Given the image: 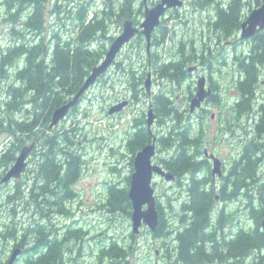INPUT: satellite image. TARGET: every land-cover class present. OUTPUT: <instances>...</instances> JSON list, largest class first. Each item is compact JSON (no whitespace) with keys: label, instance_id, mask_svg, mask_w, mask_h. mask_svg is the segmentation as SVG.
<instances>
[{"label":"trees","instance_id":"obj_1","mask_svg":"<svg viewBox=\"0 0 264 264\" xmlns=\"http://www.w3.org/2000/svg\"><path fill=\"white\" fill-rule=\"evenodd\" d=\"M198 1L200 7L206 6L205 3L207 1L208 5L211 4V0ZM44 2H49L52 6L51 10L57 11L58 15H61L63 11L67 12L63 13L65 17L62 22L65 26L64 28L62 27V31L68 33L67 39L64 40L68 42L67 53L64 50H61L62 46H58L52 54L49 51V43H47V50H44L46 45L45 38L53 39L57 42L63 41L62 35L54 30L59 26V19H61V16H59V19L55 18L57 22L56 26L48 24L49 20L44 16L45 11L47 10V8H44ZM61 2H65L66 4L73 3L76 5V11L63 9ZM3 3H5L9 9V16L6 17V20H9L12 23L11 31L16 34V37L9 42L10 49L7 48L8 43L7 46H0V73H2L0 74V77H6L11 69H13L11 71L13 72L12 75L16 79H21L22 84L26 86V89L12 87L10 93H12L14 89V93L16 95L18 94L19 101L21 100L22 103L30 96L32 111V119L29 127L18 128L17 122H13L15 126L6 127V131H12L17 135V145H24L23 142H25L26 137L31 133L35 132L29 136V138H32V141L33 139L35 140L36 136L42 134L50 122L53 110L68 101V94L71 95L72 93L74 94L77 92L85 78L91 72L92 67L100 62L106 52V46L104 45V47L99 50V48L95 47L96 44L94 43H99L102 36L107 33L110 21L113 20V16L116 15V21L119 22V25L125 19H133L134 22L138 24L140 23V20L136 14H144L143 2L139 5V0H103V5L101 6L102 9L96 8L91 17H89V11L93 8L91 0H4ZM28 4H31V9L26 16L23 26L34 32V38H27L26 40L24 38L27 37L26 34L22 37L17 32L18 30L20 33H24V31L19 30L15 24L17 22V13L13 10V7L17 5V7L21 9L25 8ZM236 4L234 6V3L232 2L226 9L218 5L216 8L217 15L214 24L218 25L222 23L224 29L227 30L239 29L241 26L240 21L242 13L240 6H237ZM229 23L231 24L227 27ZM59 30L61 29L59 28ZM161 33L162 35H165L164 29H162ZM224 35L228 34L224 33ZM40 36H42V40ZM113 39L114 36H111L110 40ZM145 43L143 35H138L134 38L129 44L130 50L127 52L126 58L124 59L125 67L123 68V73L127 75L129 85L132 88L131 91L137 98L138 95H141V97L143 95L149 96L143 87L144 78L146 77L149 66V60L148 62H142L141 68L139 67V60H137V57H142ZM153 45H155V33ZM251 56L264 58V37L256 40ZM182 57H188V55L185 54L184 49H182ZM156 59L160 64L158 67L159 77L164 80H170L171 75L174 73L172 65L178 64L181 60L175 61L173 57L163 58L159 53H155L154 51L152 52L151 58L153 74H155ZM164 62L167 63L164 64ZM47 65H50L51 68H48ZM242 66H246L249 70L247 72V80L246 82L242 81L241 88L246 90L254 89L256 87V84L254 83L258 80L259 73L257 70L250 68L249 65L243 64ZM248 80L254 83H251L252 85L248 84ZM56 88H60L58 93H56ZM28 90L31 92H27ZM44 105L47 107L48 119L40 126V123H35V121L39 118V112ZM155 108L160 118L162 116L172 117L173 113L177 114V108L174 101L170 99L167 92L163 90L155 95ZM75 111H77V106L72 108V111L70 112ZM246 111V108H242L241 114ZM34 117H36V119L33 120ZM134 122V131L129 135V139L135 145V151L138 152L143 146L151 141V135L148 132L149 130L143 117L138 116L134 119ZM183 122V119H177V123L173 125L172 128H169L167 132L160 134L158 138V144L161 143L166 149H174L175 152L169 158H160L159 163L175 173L181 181V184L184 181L183 178L186 172H194L191 170L192 167L189 166V160L186 157L185 149V141L189 127ZM37 125H39V128L35 129ZM0 131L2 132V129H0ZM69 132V130H66L62 133L57 132V134H46L44 141L42 140L39 145L40 148L37 150V147L33 151V153L37 154L42 153L43 160L39 163L38 168L35 171L36 174L34 173L39 182L30 187V196H27L26 191L24 193V190L21 188V180L16 181V191H14V189V192H9L7 195V201L10 202V204L7 203L8 205H11L13 201L15 203L19 198L23 203L22 206L26 205V207L30 208V211L31 208H33L31 213L35 215L28 227L24 228L22 233L23 237H29L35 244L31 249L32 254H30V257L35 259L31 263L26 262V264H41L40 250L43 248V240L51 233L45 226V221L42 220V216L45 215L44 197L47 195L45 193L44 185L47 183L51 184V186L72 185L75 180L81 176L83 171V155L78 151L66 150L63 147V144L74 145V141L71 139ZM41 146H46V149H42ZM16 150L17 147L7 150L5 153H1L0 169L8 167L13 162ZM56 153L60 154L61 162L58 165L53 162ZM252 156L255 159V155L252 154ZM250 160L251 159L246 160L245 166L241 164V168L246 170L254 168L256 170L258 168V161L255 160L254 165H251L252 161ZM1 177L2 171H0V179ZM128 182H131V177L128 178ZM108 186V195L104 201V208L107 209L110 218L112 220L117 219L119 216L130 218L133 212V206L129 198V188H121L115 182H110ZM257 191L260 203L259 206H256V209H254V218L257 226L255 231L249 233L241 229L236 238L227 243V249L223 248L218 255L205 248L206 242H203V245L196 246L192 253L189 251V244L194 242L197 237L201 236L197 227L205 225L210 218L209 212H204L202 210V205H198L193 209L196 212L193 227L182 232L179 237V264H208L210 261L217 262V260L220 261L221 264H225L229 260L231 262L235 260L238 264H264V232L259 229L261 219L264 217V185L258 184ZM16 192L19 195L17 194V196H15ZM48 192L51 193L48 197L51 200L53 207L55 201L60 199L59 190L52 189V191ZM61 192L65 197L72 195V192L68 189H63ZM183 205L182 211H184ZM54 209L56 210L57 208ZM160 224V228L155 235L166 236V231L163 232L165 224L163 216H161ZM15 231V226L6 223L3 230L4 233H14ZM202 234L204 235V233ZM136 238L137 236L131 232L127 236H122L121 239L112 236L111 242L105 246L106 250L109 249L111 259L116 257L115 253L119 258L136 255L139 250L136 246ZM214 242L216 243L215 238ZM215 247L216 245L213 246L212 249ZM106 252L108 254V251ZM103 255H105V251H103ZM258 257L261 259L256 261V258Z\"/></svg>","mask_w":264,"mask_h":264},{"label":"flooded vegetation","instance_id":"obj_2","mask_svg":"<svg viewBox=\"0 0 264 264\" xmlns=\"http://www.w3.org/2000/svg\"><path fill=\"white\" fill-rule=\"evenodd\" d=\"M159 1L160 0H156L155 4ZM232 2L234 3V6L236 3V5L239 6V0H229V2H227V0H219L217 2V6L219 5L220 7L226 9ZM263 3L264 0H256V2L254 1V3H251V0H248V11H246L245 13L250 14L254 9L260 7ZM240 4H242V2H240ZM205 5H208V1L205 3ZM181 9L182 6L169 8L166 14L161 18L160 25L156 27L155 34L157 31L159 33L160 27L164 24V22H168L169 19L167 18L172 16L173 13L175 15H180ZM240 9L242 11V21L239 32L234 31V33H232L227 29H224L222 23L218 25L214 24L217 12L213 17L211 16L209 18L208 22L205 20L204 25H202V23L200 22L197 29L202 33L201 36H204L205 32H203V30L205 31L206 28H208L209 30L213 29V35L210 34L208 36V40H202L204 44L202 49L199 50L197 46H194L192 50L189 49L188 52H185V54L188 55L187 58L178 56L173 57L175 61H181L178 64L172 65L174 73L173 75H171V79H168L170 81L167 82L169 83L168 86L164 87L167 89L164 91L167 92V95L170 96L171 92L168 91L170 86H178L181 84V82L188 84L187 87L189 91V101L185 107V110L182 111V116L185 118L187 126L189 127L188 135L185 141L186 157L189 160V166L192 167L191 170L194 171L186 172L183 178V180H185V185L187 186V196L186 199H183L182 201V203L184 204L183 212L185 214L184 216H178L180 222L175 223L174 221L176 219V216L178 215V212L174 211V217L172 219L173 223H169L168 225V232L174 235V241H177L178 243L177 258L175 259V257L171 255V259L168 264H179V237L182 232H185L187 229L193 227L195 219L194 216L196 214L195 210L193 209H195L198 205H202L201 208L204 212H209L210 218L209 221L205 223V225L197 227V230L199 232L200 230H202V232H204V235L200 233L201 236L197 237L194 242L189 244V251L191 253L194 251L196 246L203 245V242H206L205 248L208 251H211L214 254L218 255L223 250V248L227 249V243L234 240L241 229L249 233H253L255 231L254 209H256L257 206L256 200L258 196L256 187L258 184L264 185V177L261 176V170H263L264 175V88H261L264 87V78L262 79V85L256 84V87L254 89H242L241 83L242 81L246 82L247 72L249 70V68H247L246 66H242L243 64L249 65L250 68L257 70L260 76L264 75V58L251 56L256 40L258 38L264 37V30L258 31L251 38L241 39L242 23L249 16L244 15V9L242 6H240ZM163 29L165 31V35H162V37L165 40L170 35L168 24L167 27L165 26L163 27ZM172 31L174 34H176L175 29H173ZM224 33H227L228 35H224ZM40 37L42 40V36ZM223 38L225 39L223 40ZM155 39H157L156 35ZM249 41H251L252 43L250 51H248V49H243L241 53L238 54L237 48ZM213 43H217V48L218 46H221L219 51L216 52L217 48H213ZM9 44L10 43H8L7 48L10 49L11 47L9 46ZM58 46H62L61 50H64L66 53L68 52L67 41L50 43L49 51L52 53L57 49ZM47 48L48 45L46 44L44 50L46 51ZM223 49H226L227 51L231 50L233 57H228V55L224 56L222 53ZM166 63L167 62H164V64ZM159 65L160 64L156 59L155 79L156 76L158 77ZM47 67L51 68L50 65H47ZM12 73L13 72L9 73L3 79H0V129H2V132L0 131V157L2 152L5 153L7 150L13 149L15 147H17V150L15 151V159L13 160V162L8 167H3L0 169V171H2V175H4L15 163L23 146L31 144L34 141L33 139V141L31 140V143H29V141H26L24 145H17V135H15L12 131H6V127L15 126L13 122H17L18 128L29 127L32 119L30 96L25 100V102L22 103L21 100L19 101V96H17L18 94L16 95L14 93V89L12 93H10L12 87L26 89V86L22 84V80L16 79L12 75ZM106 73L101 75L92 87L98 86L105 78ZM229 76H231V78H229ZM201 77L205 78V87L211 88L213 93L210 97L206 98L202 102L200 107L196 108L192 112L190 109V104L192 99L198 92V82ZM92 87L81 98V102L77 105V110L86 99V96L92 89ZM59 91L60 88H56V93H58ZM27 92L31 91L28 90ZM157 92L153 93L152 87L153 98L150 104H152L154 113H156L157 118H159L157 110L155 108V95L157 94ZM74 94H68L67 96L69 98L67 100L71 99ZM124 99L129 98H116V100L112 102L110 107L116 103L123 101ZM170 99H172L171 96ZM129 101L130 104L133 102L132 99H130ZM213 105L219 107L217 109L218 112H211V109H214ZM243 107L246 108L247 111L241 114ZM243 114H246L247 116V119L245 120L246 125H243ZM52 116L53 112L51 113L49 124L52 121ZM142 117H144L147 126V116L144 115ZM34 119H36V117H34L33 120ZM47 119V107L46 105H44L41 108L39 112V118L36 119L35 123L39 122L41 126L47 121ZM58 125L54 128H57ZM48 126L45 128L42 134L36 136L35 140L39 138L36 148H39V145L41 144L42 140L44 141L46 134L52 133V130L54 128L47 130ZM245 126L247 127L246 129H248L249 127L252 129V131L244 129L243 133L250 136L253 133V136L251 137V139L247 138L248 140L246 139L247 141L245 140V142L243 143L244 147L240 156L239 133L241 127ZM38 128L39 125L35 127V129ZM3 134L7 135L8 140L6 136H2ZM224 144L230 145V154L224 152L227 158L220 152H223L222 146ZM41 148L45 150L46 146H41ZM64 148L66 150H75L74 147L71 148V145H66V147ZM216 148H220V151H218ZM252 154L255 155V159L253 158ZM213 156L221 159L220 171L216 173L213 172ZM32 157L33 156L31 155L28 160V168L26 172L32 170L30 163ZM228 159H231V161L228 162ZM247 159H251V165H254L255 160H257L258 168L256 170L254 168L249 170L242 169L241 164L245 166V162ZM53 162L57 165L60 164V154H55ZM156 177H158V175H155V178ZM173 182L181 184V181L178 179L177 175L176 180H174ZM2 185L3 184H0V187ZM44 187L45 193L47 194L44 197L46 209L44 215V224L51 233L43 240V248L40 250L41 264H129V261H131V264H133V258L138 257L137 254L133 257L125 258H119L118 255H116V258H119L118 260L113 261L114 263H112V261L107 263V258H109L110 256L109 249L106 250L103 245L98 251V262H96L95 259L91 258L93 254L88 250H84L83 244L80 243V241L83 240L84 237H79L78 235V231L81 230V233L83 234L82 229L85 228H82V226L79 225L81 219L77 217L74 213V210H72L73 206L72 208L68 206L70 204H74L75 199L73 198V194L77 191L76 189H74V184L67 186H51V184L47 183L46 185H44ZM52 189L59 190L60 196V199L55 201V205H53V207L52 202L48 197V195L51 194L48 191H52ZM63 189L70 190L72 192V195L66 196V198H64L65 196H63L61 192V190ZM158 203L161 204V202L159 201ZM17 204H20V206H22L23 203L22 201H20ZM172 207L175 208L174 205H172ZM54 208L57 209L55 210ZM213 212H215V215H213ZM90 213L91 212H86L84 216H88L90 215ZM54 215H56V217L58 218L56 223L52 224L56 225L55 230L51 228L52 225L48 224L49 219L54 223L55 219H52ZM243 215L247 216V222H253L252 227L248 228L245 227V225L241 224V216ZM59 216H65L67 219L69 218V221L71 220V218H73V222L69 223V221L67 222L66 220L65 223H61L59 221ZM63 225H65L66 227L70 226L69 230L73 228V232L69 233V230L68 232H58V229L61 230ZM214 238L216 240V243L214 242ZM23 243L24 241L22 240V242L18 243V246L23 247ZM215 245L216 247L212 249ZM16 246L12 248L11 251H8L6 258L4 257L5 252H0V264L9 263V260L12 257L14 251L18 249L16 248ZM102 251H105V257L103 258V260H100L99 256L102 255ZM106 251H108V254ZM26 254L27 256H30L29 250L22 249V253L15 259L14 264H21L20 262L22 260V255L24 257ZM26 261L27 260L25 258L24 263ZM208 264L218 263L210 261Z\"/></svg>","mask_w":264,"mask_h":264},{"label":"rangeland","instance_id":"obj_3","mask_svg":"<svg viewBox=\"0 0 264 264\" xmlns=\"http://www.w3.org/2000/svg\"><path fill=\"white\" fill-rule=\"evenodd\" d=\"M91 1L93 4V8L89 11V17L93 15L96 8L102 9L101 6L103 5V0H91ZM155 1L156 0H139V5L140 3L143 2V9H144L145 4H147L148 6H153L155 4ZM184 1L185 3L184 5H182V9L180 10V15L177 14L175 15L173 13L172 16L167 18L169 19L168 22H164V24L160 27L162 31L163 27L165 26L167 27L168 24L170 29V35L164 40L161 31H159V33L157 31L155 34L157 39H155V45H153L154 33H155L154 31L152 37V46H151L150 55H148L147 53L146 43H145L142 57L141 58L137 57V60H139L140 68L142 67V62L143 63L148 62V60L152 58V52L154 51L155 53H159V55H161L163 58L166 57L169 58L174 56L182 57V49H184L185 52H188L189 49L192 50L194 46H197V48L200 50L203 48L204 45L202 40L203 41L208 40V36L210 34L213 35V29L209 30L208 28H206L205 31L203 30V32H205L204 36H201L202 33L198 31L197 28L200 22L202 23V25H204L205 20L208 22L209 18L211 16L213 17L216 14L217 2L219 0H211V4L213 3L214 5L209 4L210 6L206 5L203 7L199 6L198 0H184ZM247 1L248 0H239V6L243 7L244 15L249 16L250 15L249 13L248 14L245 13L246 11H248ZM254 1L256 2V0H251V3H254ZM3 2L4 0H0V46L1 45L7 46V43H9L11 40H14L16 34L11 31L12 23L9 20H6V17L9 16V9L7 8L6 4ZM227 2H229V0H227ZM240 2H242V4H240ZM61 5L63 9L76 11L75 9L76 5H74L73 3L66 4L65 2H61ZM51 7L52 6L49 2H46L44 4V8H47V10L44 13V16H46L47 19L49 20L48 24L52 26H56L57 24L55 18L59 19V16H61L60 17L61 19H59L60 24L54 30H56V32L62 35L63 38L62 40L64 41L65 39H67L68 33L66 31H62V27L63 28L65 27L62 24V22L64 21V17H65L63 13H67V12L63 11L61 15H58V12L51 10ZM30 9H31V4H28L25 8H21V9L18 8L17 5L13 7V10L17 13V22L15 24L17 25L19 30L24 31V33H20L18 30L17 32L22 37H24V34H26L27 37H24L26 40L27 38L28 39L34 38V32L29 30L27 27L23 26L26 20V16ZM136 16L139 18L140 21L143 20L144 18L143 13L136 14ZM116 18H117L116 15L113 16V20L110 21L109 30L104 36H102L101 41L99 43H94L96 44L95 47L99 48V50H101L102 47H104L105 45L107 52L111 43L120 34L122 30V23H120L119 25V22L116 21ZM230 24L231 23H229L227 27ZM59 28L61 30H59ZM173 29L176 30V34L173 33L172 31ZM228 31L234 33V31L239 32L240 30L236 28ZM111 36H114L113 40H110ZM224 39L225 38H223V40ZM45 40H46L45 44L49 43V45L50 43L57 42L54 41L53 39H48V38L47 39L45 38ZM129 44L130 43H128L119 53L116 62L107 71L106 76L102 80V82L98 86L92 87V89L87 94L86 99L79 106L78 110L76 112H71L68 115V117L58 125L57 128H54L52 130V133L55 134H57V132L62 133L65 132L66 130H69L70 137L74 141V145H71V148L74 147L75 150H78V152H80L83 155V163H84L83 171L81 176L77 178L74 182V186H75L74 189L77 190L73 194V198L75 199L74 204L73 205L70 204L68 206L70 208H72L73 206L72 210H74L76 216L81 219L79 225L82 226V228L84 227L85 229H82L83 234L81 233V230L78 231L79 237L82 236L84 237L83 240L80 241V243L83 244L84 250H88L93 254L91 258L95 259L96 262H98V251L100 247L102 245L104 247L107 246L111 242L112 236L121 239L122 236L124 235L127 236L130 232L132 233L131 217L124 218L119 216L117 219L112 220L110 218V215L108 214L107 209L104 208L105 207L104 201L106 200L108 195V189H109L108 184L110 182L117 183L121 188L123 187L130 188L131 182H128V178L129 177L132 178V173L134 172V158L137 154V151H135V145L130 141L129 135L131 134V132L134 131V123H135L134 119L137 118L138 116L140 117L144 115L147 116V112L149 110L148 108L150 107L149 104L150 102H152V98H153L152 97L153 95H149V94H148L149 96L143 95L142 97L141 95H138V98L136 96H133L134 94L131 91L132 88L129 85V79L127 78V75L123 73L124 71L123 68L125 67L124 59L126 58L127 52H129L130 50ZM183 44H184V48H183ZM212 46L214 49H216L217 43H213ZM251 46H252L251 41L242 44V46H239L237 48L238 54H240L243 49H248V51H250ZM220 48L221 46H218L216 52L219 51ZM222 53L224 56L228 55V57H231L233 55L231 53V50L227 51L226 49H223ZM105 54L103 55L101 60L105 57ZM12 70L13 69H11V71ZM3 78L4 77H0V79ZM229 78H231V76H229ZM263 78L264 75L260 76L259 74L256 83L250 80H248L247 83L262 85ZM167 82L170 81L168 79L166 80L161 79L159 75L158 77L156 76L155 79V74H152L153 93L157 91L159 92L161 90L163 91L167 90L166 88H164L168 86L169 83ZM187 86L188 84L184 82H181L180 85L175 87L170 86L168 91L171 92L170 96L176 105L177 114L173 113L172 117L162 116L160 118L158 116L159 118H157L154 124L155 126H153V130L155 128V133L158 136H160V134L162 133L167 132L169 128H172V126L177 123V119H183L184 120L183 123L187 124L185 118L182 116V111L185 110V107L189 101V91ZM143 87H144V83H143ZM119 97L129 98V100L132 99L133 102L131 104L129 103V105L125 107L121 112L109 114L110 105L112 104V102L116 100V98ZM213 106L214 109H211V112L212 111L218 112L217 109L219 107H216V105ZM246 119H247L246 114H243V120H242L244 122L243 125H246L245 124ZM213 128H214V124H213ZM246 128H247L246 126L241 127L239 133L240 156L242 154V149L244 147L243 143L247 138L251 139V137L253 136V133L251 136L243 133L244 129L252 131L251 128L249 127L248 129ZM34 133L35 132L31 133L30 135ZM30 135L26 137V140L25 142H23V144H25L26 141H29V143L32 142L31 141L32 138H29ZM2 136L3 137L6 136L7 138V135L5 134H3ZM63 147H66V144H63ZM216 149L220 151V148H216ZM229 149H230V145L224 144L222 146L223 152L222 151L220 152L223 154V156L227 158L225 153L230 154ZM174 153H175L174 149L171 148L166 149L162 146L161 143L160 144L157 143V155L155 156L154 161L157 164H161L159 163L160 158L162 157L169 158ZM32 156L33 157L30 160L31 168H32L31 171L23 174L21 178L16 179L9 183H5L0 187V252L1 253L5 252L4 255L5 258L7 256L8 251H11L12 248H14L16 245H17L16 248L28 249L29 254H32L31 249L35 245L32 242V239H30L29 237L22 236L24 228L28 227L29 223L32 221V218L35 217V215L31 213L33 208H31L30 211V208L26 207V205L20 206V204H17L18 202H20L19 198L15 203L13 201L11 205H8L10 204V202L7 201L8 193L16 191L15 188L17 186L16 183L17 180H21L20 181L21 188L24 190V193L26 191L27 196H30V191H31L30 187L36 185L39 182L35 175L36 174L35 171L38 168L39 163L42 162L43 155L42 153L41 154L33 153ZM227 161L229 162L231 161V159H228ZM261 176L264 177L263 170H261ZM154 187H155V193L157 199V207L160 213V223H161V216H163L164 223H166V225L164 224L163 232L166 231L167 235L166 236L155 235V233L158 231L160 226L156 231L153 232L148 227L144 226V228H142V231L139 234H134L137 236L136 246L138 247L139 251L137 252L138 257L133 258V264H168V262L171 259V255H173L175 259L177 258L178 243L177 241H174V235L168 232V225L169 223L170 224L173 223L172 219L174 217V211L178 212V215L176 216V219L174 221L175 223H179L180 222L179 217L181 215L184 216L185 214L182 211V205H183L182 201L183 199H186L187 186L185 185V180L183 181V184H180L173 181H167L163 177L158 176L155 178ZM256 190H258V185L256 187ZM17 194L18 193L16 192L15 196H17ZM257 195H258V191H257ZM158 201L161 202V204H159ZM256 203L257 206H259L260 198L258 196ZM172 205H174L175 208H173ZM44 211L46 212V209H44ZM86 212H91V213L88 216H84ZM213 215H215V212H213ZM44 218L45 217L42 216L43 221H45ZM53 218L55 219L54 223L49 219L48 221L49 225L55 224L56 221L58 220L56 215H54L52 219ZM263 218L261 219L259 226V229L262 232H264L263 227L261 229ZM66 220L68 222L69 218L67 219L65 216H61L59 219L61 223H65ZM247 221L248 218L246 215L241 216V224L245 225V227L248 228L252 227L253 222L250 223ZM72 222H73V218H71L69 223ZM6 223L15 226L16 231L14 233L13 232L4 233L3 230L6 226ZM55 226L56 225H52L51 228L55 230ZM256 227L257 226L255 221V229ZM69 228L70 226L66 227L65 225H63L61 230L58 229V232H68ZM72 232H73V228L69 230V233ZM200 233L202 234L204 232L200 230ZM22 240L24 241L23 247L18 246V243L22 242ZM115 255L117 254L115 253ZM26 256L27 254L24 257L22 255L21 258L22 260L20 262L21 264H26V262L31 263L35 259L33 257H30L29 255L27 257ZM104 257L105 255H103V251H102V255L99 256V259L103 260ZM25 258L27 261L24 263ZM110 259L111 258L109 256V258H107V263L110 261L114 263L113 261H116L119 258L114 257L113 259L111 260ZM259 259L261 258L260 257L256 258V261ZM131 263L132 262L129 261V264ZM215 263L221 264L220 261L218 260ZM232 263L238 264L235 260H233L232 262L229 260L225 264H232Z\"/></svg>","mask_w":264,"mask_h":264},{"label":"water","instance_id":"obj_4","mask_svg":"<svg viewBox=\"0 0 264 264\" xmlns=\"http://www.w3.org/2000/svg\"><path fill=\"white\" fill-rule=\"evenodd\" d=\"M184 4L183 0H160L153 6H144V18L140 23L136 24L133 19H125L122 22V30L120 34L111 43L105 57L95 65L89 75L85 78L81 87L77 92L53 111L52 121L47 130L57 126L70 113L71 109L76 107L83 95L97 82L99 77L106 73L109 68L116 62L119 53L123 48L132 41L136 36L143 35L146 40V50L148 55L151 53L152 37L157 26L161 23V18L166 14L169 8L180 7ZM264 30V3L254 9L249 17L242 23L241 39L253 37L258 31ZM144 87L148 94H152V70L151 60L149 61V70L147 72ZM211 88L205 87V78L201 77L198 82V92L192 99L190 109L193 112L200 107L202 102L212 95ZM129 99H125L119 103L112 105L109 114L121 112L129 105ZM147 114V127L151 135V141L143 146L134 158V172L132 173L131 185L129 188V198L132 202L133 212L132 233L139 234L144 226L148 227L152 232L156 231L160 226V213L157 207V199L155 193V175L163 177L167 181L176 180V175L153 161L157 155L158 136L154 133L153 125L157 119L152 104L149 105ZM39 138L31 144L24 145L12 167L2 175L0 184L9 183L12 180L19 179L23 176L28 168V160L32 152L36 148ZM214 168L213 172L220 171L221 159L213 156ZM264 230V218L262 220ZM22 253V249L18 248L14 251L8 264H14L15 259Z\"/></svg>","mask_w":264,"mask_h":264}]
</instances>
